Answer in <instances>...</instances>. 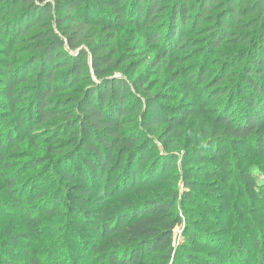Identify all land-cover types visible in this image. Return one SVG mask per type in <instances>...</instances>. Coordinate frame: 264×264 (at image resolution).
I'll return each instance as SVG.
<instances>
[{
  "label": "trees",
  "instance_id": "trees-1",
  "mask_svg": "<svg viewBox=\"0 0 264 264\" xmlns=\"http://www.w3.org/2000/svg\"><path fill=\"white\" fill-rule=\"evenodd\" d=\"M131 25L148 50L155 49V53L160 54L154 64L160 62L163 54L166 58L176 51L190 54L186 49H194L196 37L186 38L187 30L209 36L212 46L209 52L226 42L242 46L245 52L240 58H234V54L227 55L235 67L229 69L235 84L233 89L226 88L225 92H230L229 96L235 99L242 98L241 111L235 114L232 106L213 119L215 132L204 150H198L199 145L193 146L197 148L194 160L198 167H190L205 171L207 178L223 176V182L228 183L235 149L254 147L258 155L264 151V0H0V75L3 78L0 94L13 115L19 118V106L25 102L27 114L19 125L23 130L21 134L28 137L37 126L47 127L53 120L62 123L67 105L74 102L79 107V114L74 119L66 118L63 130L75 126L84 137L81 136L78 147L70 151L76 165L68 160L63 163L66 166L63 177L70 182H78L76 191H84L85 195L93 194L92 191L102 183L103 194L107 198L123 190L136 191L141 184L138 168L152 157L147 150L152 142L144 141V133L126 128L128 123L123 120H129L130 107L126 102L133 91L135 96L129 105L133 106L135 113L138 111L142 99L137 92L144 91L147 79L142 75L138 82L134 80L135 91L125 79L113 77L115 69L122 66L121 63L118 65L120 55L116 33ZM144 56L146 64L148 54L144 53ZM171 60L177 62L179 58L174 56ZM178 72L175 81L181 77V70ZM210 73V69L190 72V82L182 87L189 94H196L210 82L219 87L220 81L216 76L212 78ZM83 84L86 87H79ZM69 91L73 92L72 95H64ZM206 92H202V96ZM158 97L160 95L150 96L152 108L149 117L144 118L143 128L161 127L167 122L169 136L177 134L180 125L186 122L183 120L189 116H186L188 112L183 109V115H174L160 110ZM211 100L216 98L211 97ZM137 103L139 107L136 109ZM220 133L223 135H218ZM18 137L13 131L7 132L4 138L0 134V167L7 166L4 161L17 146ZM164 140L172 144L170 137ZM51 149L58 151L54 146ZM170 160L173 161L172 158ZM154 162L150 169L152 175L146 178L150 180V187L154 186L152 181L155 182L159 172L162 176L164 170L173 165L168 161L160 168L159 161L155 159ZM124 164L129 168L127 180L119 178ZM239 174L244 189L238 187L234 197L231 198L225 189L221 206H218L221 203L213 204L206 199L202 201L206 205L202 214L208 216L216 228L221 217H210L209 212L223 214L235 206L240 207L241 215L235 216L237 227L246 218L248 206L259 212V208L252 205L264 199V195L258 192L250 170L242 168ZM87 181L90 183L86 184ZM184 183V193L179 192L177 186L172 192L175 198L179 195L184 197L185 207L198 193H195L196 181L185 177ZM39 198L44 197L33 190L29 202ZM80 200L83 207L91 204V199L85 196ZM168 200L150 192L143 200L129 203L130 206L125 207L128 211H112L116 214L107 215L101 225L97 224V232L101 236L111 240L117 238L118 243L128 244V248L119 252L114 248L102 252L109 256L108 264H229L231 260L226 257L225 248L233 220L222 222L217 231L221 240L216 242L206 237L204 232L195 230L193 223L203 219L194 217V210L185 219L184 241L177 245L175 230L183 225V216L179 214L177 205ZM185 208L193 207L188 205ZM46 210L48 215L57 211L50 207ZM87 210L75 211L76 218L95 224L98 215ZM254 216L247 232L253 246L264 250V225L262 221L260 224L257 222L259 216ZM4 235L10 247L20 249L23 245L27 260L14 262L2 254L0 264H41L35 257L38 254L36 249L33 251L31 248L34 233H12L7 228ZM237 241L240 251H243L245 237ZM91 247L96 249L97 244L93 242ZM259 264H264V256Z\"/></svg>",
  "mask_w": 264,
  "mask_h": 264
},
{
  "label": "rangeland",
  "instance_id": "rangeland-1",
  "mask_svg": "<svg viewBox=\"0 0 264 264\" xmlns=\"http://www.w3.org/2000/svg\"><path fill=\"white\" fill-rule=\"evenodd\" d=\"M186 34H188L186 38L196 37L195 45H193L194 49H186L190 50V54H188L189 52L176 51L172 52L167 58L163 54L160 62L154 64L160 54L155 53L157 51L155 49L148 50L149 48L133 25L116 33V43L120 55L118 65L121 63L122 66L115 69L113 77L125 79L135 91L133 81H137L138 77L142 75L147 79V83L144 84V91L137 92L138 97L142 99L140 107L138 103L135 105L136 109L139 107L138 111L135 113L133 106L129 105L135 96L133 91L126 102V105L130 107L129 120H123L128 123L126 128L144 133V137H146L144 141L150 140L152 142L147 148L152 157L141 168H138L140 169L138 179H140L141 184L134 192L123 190L107 198L103 194L104 187L102 183L96 191H92L93 194L85 195L84 191H76L75 185L78 182H70L63 177V172L66 170L63 163L68 160L69 163L72 162V165H76L70 157V151L78 147L80 137H84V134L75 126L63 130L66 118L74 119L79 114V107L74 102L67 105L66 117H62V123L53 120L47 127L37 126L29 134L31 137L33 136L32 139L30 136L22 135L23 130L19 126L27 114L25 102L19 106V115H21L19 118L13 115L10 108L7 107L6 99L0 94V134L4 138L7 132L13 131L19 136L17 146L10 151L4 161L7 166L0 167V255L4 254L14 262L22 263L27 260L23 252V245H20L19 249L18 247L12 248L6 243L4 234L8 228L12 233L25 231L34 233L35 239L31 244V248L33 251L36 249L38 254H35V257L39 258L41 264H108L109 256L101 253L106 252L108 248L117 249V252H119L128 248V244L118 243L117 238L111 240L107 236H101L97 232V224L101 225L103 218L107 215L116 214L112 211H128L125 207L143 200L151 192L153 196L158 194L168 198V202L177 205L179 214L183 216V225L178 226L175 230L177 245L184 241L183 230L187 223L185 219L194 210L196 211L194 217L203 219L201 222L193 223L195 230L204 232L203 234L206 237L212 238L216 242L221 240L217 236L219 226L222 225L223 221L231 218L234 223L230 224L228 245L225 248L226 257L231 260L229 264H259L264 256V250H259L253 246V241L247 229L248 225L253 222L255 214L256 217L259 216L258 219L256 218L257 222L260 224V221H262L264 225V199H259L252 205L253 208H259L257 213L248 206L244 215L247 216L238 227L235 223L237 221L235 216H239L241 213L240 207L235 206L223 214L221 212H209L210 217H213V215L217 218L221 217L217 228L208 216L202 214L206 211V205L202 201L206 199L213 204L218 205L221 203L218 205L221 206L225 189L230 192L231 198L234 197L235 190L238 187L242 186L244 189L242 177L239 174L242 168L250 170L256 180L258 192L263 196L264 151L258 155L254 147L235 149L234 160L229 170L231 178L228 183L223 182V176L207 178L204 174L205 171L190 169V167H198V163L194 160L197 148L193 146L199 145L198 150H204L203 147L209 144L208 141L215 132V128L212 129L213 119L220 112L222 113L232 106L235 114L241 111L242 105L240 102L242 98L235 99L229 96L230 92L225 93L226 88L233 89L235 84L233 82L234 76L231 75L229 70L235 67L231 64V60L228 61L227 55L234 54V58H240L245 51L242 50L241 45L226 42L217 49L213 47L216 50L209 52L211 46L209 36L195 34L189 32V30L186 31ZM213 52H215L214 55ZM144 53L148 54L146 64L143 61L145 59ZM151 53L152 56H150ZM174 56L177 59L179 58V61H172L171 58ZM207 69L211 70L210 76L212 78L214 76L218 78L220 81L219 87H214L215 83L210 82L204 85L201 90H197L196 94L187 93V89L182 86L190 82L188 76L192 74L189 73L198 72L199 70L205 72ZM179 70H181V77L175 81ZM221 73L223 74L221 75ZM224 75L228 76L225 77ZM2 79L0 75V84H2ZM79 87L84 88L86 84ZM204 91L207 92L202 96ZM72 93L69 91L64 95L69 96ZM159 95L157 101L160 110L163 109L174 115L177 113L183 115V109L188 112L186 116H189L184 118L183 121L186 122L180 125L177 134L172 133L169 136L167 122L161 127L143 128L144 118L149 117L152 108V103L149 100L150 96L155 98ZM211 97L216 98V100H211ZM232 99L234 100L231 102ZM189 111L194 113L191 114ZM132 119L134 122H132ZM165 137H170L172 144L166 142ZM252 144L254 143L252 142ZM51 146H54L58 151L53 152ZM186 157L188 158L185 159ZM171 158L173 163L170 162ZM153 159L159 161L158 166L160 168L168 161L173 165L169 169H162L165 173L161 176L159 172L154 178L155 182L152 181L154 186L150 187V180L146 178L152 175L150 169L153 163L155 164ZM128 170L127 164H124L120 170L119 178L127 180ZM185 177L197 182L195 193H198V195L195 196L191 204L186 203L185 206L192 205L193 208L189 209L184 207V197L179 195L175 198L172 192L175 186L178 187V191L181 193L186 191ZM144 179H146V182H143ZM12 181L14 183L11 185ZM33 190H36V193L41 194L44 198L29 202ZM84 196L91 199V204L88 207L81 205L80 197ZM48 207L57 209V211L48 215L46 210ZM87 209L92 215H98L95 224H89L82 218H76L75 211ZM187 211H189L188 214ZM29 217L31 218L29 219ZM30 224L31 226H29ZM241 237H245L243 251H240V243L237 241ZM93 242L97 244L96 249L91 247Z\"/></svg>",
  "mask_w": 264,
  "mask_h": 264
}]
</instances>
